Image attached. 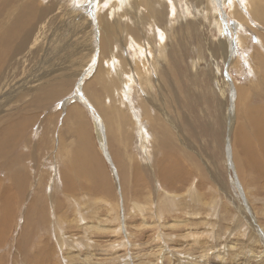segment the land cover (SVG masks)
I'll return each instance as SVG.
<instances>
[{
  "label": "rangeland",
  "instance_id": "obj_1",
  "mask_svg": "<svg viewBox=\"0 0 264 264\" xmlns=\"http://www.w3.org/2000/svg\"><path fill=\"white\" fill-rule=\"evenodd\" d=\"M135 1L101 23L97 0H24L42 16L0 84V264H264V25L240 0Z\"/></svg>",
  "mask_w": 264,
  "mask_h": 264
},
{
  "label": "bare ground",
  "instance_id": "obj_2",
  "mask_svg": "<svg viewBox=\"0 0 264 264\" xmlns=\"http://www.w3.org/2000/svg\"><path fill=\"white\" fill-rule=\"evenodd\" d=\"M37 1V0H36ZM41 1V0H40ZM105 1H108V0H101L100 2H99V0H97V2H95V3H97V6H96V9H95V11H97V12H99V6H103L102 5V3H104ZM124 0H110V3H109V7L111 8V4H113V8L114 9H116V15H117V13L119 12L118 10H120V7H122L123 5H124V7H129V8H132V9H134L135 10V8H134V4L136 3V1L135 0H126V1H124ZM131 1V2H130ZM138 1V0H137ZM151 1H153V0H151ZM161 1V0H160ZM172 1H174V0H172ZM129 2H130V4H129ZM159 2V1H158ZM229 2V1H228ZM227 2V3H228ZM263 2H264V0H240V3L239 4H242V6H243V8H244V10H245V12H246V14L248 13V14H250L251 15V17H253L256 21L255 22H261L263 25H264V9H263V7H264V5H263ZM122 3H128V5L126 4H122ZM138 3V2H137ZM156 3H157V1H156ZM223 3V2H222ZM24 4V5H23ZM38 4H39V2H38ZM122 4V5H121ZM150 4H152V3H150ZM158 4V3H157ZM156 4V5H157ZM172 4V3H171ZM184 4V3H183ZM190 4V3H189ZM36 5V4H35ZM44 5V4H43ZM46 5V4H45ZM88 5H90V3L88 4ZM108 5V4H107ZM155 6V5H154ZM172 6V8L174 9L175 7L173 6V4L171 5ZM17 7V8H16ZM43 8H44V6H42ZM46 7V6H45ZM47 7H48V5H47ZM153 7V6H152ZM230 7V6H229ZM109 8V9H110ZM119 8V9H118ZM128 8V9H129ZM171 8V7H170ZM171 8V9H172ZM102 9H103V7H102ZM109 9H107V10H109ZM124 9V8H123ZM126 9V8H125ZM153 9V8H152ZM154 9L156 10V8L154 7ZM187 9V8H186ZM189 9V8H188ZM230 9V8H229ZM15 10H17V14L16 13H14L15 12ZM112 9H110L109 11H111ZM49 11V10H48ZM186 11V10H185ZM234 11H235V9H230V13L232 12V13H234ZM96 12V13H97ZM103 12V11H102ZM42 13V9L41 8H39V7H34L33 5H32V3H30V2H24V0H2V3H0V84L3 82V80H4V73H5V70L8 68V66H9V64H10V62H12V60L14 59V56L16 55V54H18L19 52H20V50L24 47L23 46V43L26 41L27 42V40H29V38H31V33H32V31H33V28H34V24L31 22V19H34V17L36 16H39L40 14ZM100 13V12H99ZM114 13V14H115ZM124 13V12H123ZM168 13V12H167ZM45 13H43V15H44ZM119 14V13H118ZM231 15V14H230ZM42 15H40V17H41ZM99 16V15H98ZM106 15H103L102 13H100V22L102 23L104 20H105V17ZM109 16H111V15H109ZM247 16V15H246ZM113 17V16H112ZM187 17V16H186ZM245 17V16H244ZM251 20H253L254 21V19H252L250 16H248ZM108 18V17H107ZM246 18V17H245ZM186 19V18H185ZM84 20V19H83ZM141 20H142V18H141ZM99 21V20H98ZM181 21V20H180ZM183 21V20H182ZM239 21H241V20H239ZM34 22V21H33ZM100 22H99V24H100ZM216 22V21H215ZM246 22H248V18H246ZM254 22V23H255ZM43 23V22H42ZM241 23H243L242 21H241ZM149 24V23H148ZM238 26H239V24H237ZM242 25V24H241ZM37 26V25H36ZM150 26V25H149ZM93 27V26H92ZM263 28H264V26H262ZM102 28H103V24H102ZM239 28V27H238ZM35 29V28H34ZM42 29V28H41ZM157 29V28H156ZM36 30H37V28H36ZM158 30V29H157ZM161 30V29H160ZM220 30V29H219ZM40 31V30H39ZM110 33H112V35H113V33L114 32H110ZM220 33V32H219ZM18 34V35H17ZM156 34H158V32L156 31ZM164 34V33H163ZM17 35V36H16ZM158 35H160V33L158 34ZM161 37H162V35H160ZM236 36V35H235ZM129 37V36H128ZM242 38V37H241ZM163 39V38H162ZM161 39V40H162ZM37 40V39H36ZM41 41V40H40ZM30 42V41H29ZM28 42V43H29ZM259 42H260V40H259ZM129 43L130 44H134V43H132V41L130 40L129 41ZM163 43V42H162ZM219 43H220V41H219ZM225 43V42H224ZM227 44V43H226ZM262 46L261 47H263L264 45H263V43H260ZM93 45V44H92ZM160 45V44H159ZM208 45V44H207ZM54 47V46H53ZM220 48H222V49H224L225 47H224V44L222 43V46L220 47ZM232 48V47H231ZM225 50V49H224ZM21 51H23V50H21ZM28 51V50H27ZM111 53V52H110ZM152 54V53H151ZM233 54V53H232ZM2 56H3V58L4 59H2ZM149 56H150V53H149ZM152 56V55H151ZM229 56V55H228ZM25 57V56H24ZM146 58V57H145ZM151 58V57H150ZM149 59V58H148ZM93 60V59H92ZM157 61V60H156ZM17 62V61H16ZM23 62V61H22ZM134 62H139L138 60L137 61H134ZM143 62V65L145 64V61H142ZM14 63H15V61H14ZM93 63V62H92ZM111 63V62H110ZM19 65V64H18ZM107 69V68H106ZM106 71V70H105ZM14 72V71H13ZM99 72V71H98ZM7 73V72H6ZM12 73V72H11ZM11 75V74H10ZM97 75L98 76H102L103 77V79L101 80L102 81V83L104 82V76L103 75H101V74H98L97 73ZM129 78V77H128ZM6 79V78H5ZM97 80V79H96ZM100 81V80H99ZM132 81V80H131ZM127 82V81H126ZM128 82H130V81H128ZM101 84V83H100ZM127 84H129V83H127ZM102 87V86H101ZM264 90V89H263ZM128 91V90H127ZM242 93H244V92H242ZM148 97V96H147ZM262 105V104H261ZM154 107H156V105L154 106ZM153 107V108H154ZM147 117V116H146ZM166 118V117H165ZM169 118V117H168ZM264 119V118H263ZM169 124V123H168ZM140 127V126H139ZM141 127H143V126H141ZM7 130H9L10 128L9 127H7L6 128ZM141 129V128H140ZM165 131V130H164ZM166 132V131H165ZM77 134V136L80 138V137H82V136H79L80 134L79 133H76ZM83 138V137H82ZM168 138V137H167ZM166 139V138H165ZM83 140V139H82ZM82 140H80L79 139V145L77 144V149H79V150H81V151H83V146H82ZM167 140V139H166ZM5 141V139H3V142ZM83 142H84V140H83ZM147 145V144H146ZM85 146V145H84ZM60 147V146H59ZM85 148V147H84ZM85 150V149H84ZM74 151H76V150H74ZM4 153H3V151L0 149V156H2ZM70 164H69V162L67 163L68 165H67V170L69 171L70 169V171H72V170H76V171H80L81 170V168H82V166H81V163H82V161L81 160H83V157H81L80 156V154L79 153H73V154H71L70 155ZM205 160V159H204ZM261 160V159H260ZM71 162H72V166H71ZM65 163V162H64ZM237 163H238V161H237ZM86 164V163H85ZM84 164V165H85ZM264 164V163H263ZM263 164L262 163H260L258 160H255V162H252L251 164H250V166L252 167V168H254L255 169V171H257V172H263L262 171V167H263ZM83 165V166H84ZM242 165V164H241ZM87 166V165H86ZM66 170V171H67ZM254 171V172H255ZM44 173V172H43ZM72 175H74V171H72ZM75 173H77V172H75ZM61 175H62V177L63 178H65V179H68L69 178V175L71 174V172L68 174V173H66V172H64V173H60ZM68 174V175H67ZM76 175V174H75ZM74 175V176H75ZM254 175V174H253ZM78 176V174L76 175V177ZM80 176L81 177H84V178H86L87 180H92V173L89 171V169L87 168V167H85L82 171H80ZM71 177V176H70ZM73 177V176H72ZM79 177V176H78ZM6 178V177H5ZM75 178V177H74ZM193 178V177H192ZM73 179V178H72ZM217 179V178H216ZM16 178H14V180L12 181V183L13 184H15V186H16ZM75 180V179H74ZM73 180V181H74ZM60 181H62V180H60ZM70 181V180H69ZM76 182V181H75ZM90 182V181H89ZM170 182V181H169ZM68 183H70V182H68ZM71 184H72V182H71ZM18 186V185H17ZM61 186H62V184H61ZM83 186V185H82ZM86 186V185H85ZM11 187V186H10ZM76 187V186H75ZM62 187H60V189H61ZM65 188H68L70 191H74V189H73V187H72V189L70 188V186L69 187H64V189ZM63 189V190H64ZM66 190V191H68L69 193H71L72 194V192H70L69 190ZM9 190V189H8ZM86 190H87V188L85 187L82 191H85L86 192ZM64 192H65V190H64ZM68 192L67 193H64V194H68ZM9 193V192H8ZM76 193V192H75ZM63 194V193H62ZM64 194H63V196H64ZM71 194H69V196H71ZM58 195V194H57ZM62 196V198L64 199V198H66L65 196L63 197ZM194 196V195H193ZM4 197V196H3ZM2 197V198H3ZM59 197H61V196H59ZM77 197V196H76ZM75 197V198H76ZM7 198V197H6ZM8 199V198H7ZM46 199H47V197H46ZM56 199V198H55ZM70 199H72V196H71V198ZM12 200V199H11ZM35 200V199H34ZM192 200V199H191ZM2 201V200H1ZM48 202H49V200H48ZM74 202V201H73ZM38 203V202H37ZM37 203H35V204H37ZM53 203V202H52ZM59 203V202H58ZM57 203V204H58ZM49 204V203H48ZM47 204V205H48ZM68 204V203H67ZM5 205V204H4ZM39 206V205H38ZM53 207H54V205H52ZM56 207H57V205H56ZM140 207V206H139ZM61 208V207H60ZM106 208V207H105ZM178 208V207H177ZM183 208V207H182ZM37 209V208H36ZM68 209V208H67ZM54 210V209H53ZM195 211V210H194ZM104 212V211H103ZM60 215L62 214V213H59ZM191 214V213H190ZM63 216V215H62ZM73 220V219H72ZM77 221V220H76ZM82 221V220H81ZM5 222V221H4ZM102 222V221H101ZM80 224V223H79ZM78 225V224H77ZM99 225V224H98ZM92 226H93V224H92ZM94 227V226H93ZM96 229H98V227L96 228ZM116 231V230H115ZM236 231V230H235ZM60 243H61V241H60ZM68 258H69V255H68ZM32 263V262H31ZM68 263V262H67ZM26 264V263H25ZM42 264V263H41Z\"/></svg>",
  "mask_w": 264,
  "mask_h": 264
},
{
  "label": "snow or ice",
  "instance_id": "obj_3",
  "mask_svg": "<svg viewBox=\"0 0 264 264\" xmlns=\"http://www.w3.org/2000/svg\"><path fill=\"white\" fill-rule=\"evenodd\" d=\"M163 38V37H162Z\"/></svg>",
  "mask_w": 264,
  "mask_h": 264
}]
</instances>
